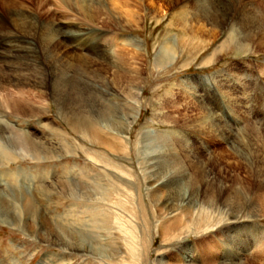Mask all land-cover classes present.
I'll use <instances>...</instances> for the list:
<instances>
[{
  "label": "bare ground",
  "instance_id": "bare-ground-1",
  "mask_svg": "<svg viewBox=\"0 0 264 264\" xmlns=\"http://www.w3.org/2000/svg\"><path fill=\"white\" fill-rule=\"evenodd\" d=\"M145 1L41 0L38 11H33L17 8V6L25 4L26 0H0V60L6 57L13 59L22 57L24 60H28V57L34 54L32 61L37 62L38 59L39 62L46 65V68L39 69L37 72L16 73L14 82L7 80L5 73L0 71V94L7 92L9 86H12L20 94L17 100H13V98H9V95L12 97L11 94L6 93L7 97H3L4 101L0 100V104H3L7 109L5 113H0V144L16 154H19L23 143L27 147L35 149L32 141L20 133L15 123L10 121L6 114L9 112L16 116L27 117L46 114L47 109L42 106L41 102L35 101L34 98H25L23 91L26 86L38 87L40 88H36L38 99H41L44 96L42 89L49 85L61 120L73 132L78 133L87 143L100 146L102 152L106 154L118 155L122 150L127 152L130 148V131L138 116L139 109L137 108H139V98L142 94L141 70L137 61L149 52L142 50L140 42L136 39L120 35L118 32L136 27L146 18ZM175 1L170 0V3ZM230 5L232 4L230 3ZM241 17L240 21L226 18L211 6L200 7L193 13L183 8L179 11L176 23L185 31V35H187L185 40L198 44L199 46L196 45V48L202 49L213 44L218 36H222L224 25L229 23L227 21L234 20L226 28L224 39L213 46L212 52L206 59L208 62L224 49H227L228 52L235 50L250 53L260 51L264 58V9L258 12L248 10ZM207 25L210 27L206 28ZM172 46L171 41L163 45L154 59L155 66L161 67L177 56L172 51ZM69 48L75 53H71ZM94 63L118 66L120 73L114 77L116 84L114 87L119 93L128 96L132 104L137 106L132 115L128 114L124 104H119L110 98L113 90L110 91L108 82H104V85L103 83H92V87H88V83L82 81L80 68ZM29 78L32 80H28ZM220 78L222 77L220 76ZM209 79V77H202L199 80L202 85H209ZM183 84L185 85L184 82ZM206 85L203 86L206 87ZM193 90L191 89L193 91L191 96L194 98L191 100L194 99L201 104L203 108L201 113L197 117L194 115L195 118L193 119V116L189 124L188 122L178 124L177 120L172 119L165 121L173 122L176 127L196 125L201 128L203 123L209 124L210 127L214 125L210 134L213 135L216 132V137H221L225 142H229V151L226 153L221 150L219 155L206 157L204 151L199 149L204 145V141H201L202 144L197 147L189 143L188 137L182 136V138H175L177 140H173L174 142L165 136L164 140L159 141L157 145L155 140L161 136L159 137L151 130H146L143 133L145 141L148 143L150 140L148 144H154L155 148L151 147L143 157V165L146 167L143 169L145 196L156 212L157 226H159L161 218L164 220L163 217H166L168 221L172 218H175L174 221L180 219L185 224L186 231L193 228L195 232L212 229L215 225L228 224L229 222L225 232L221 230L223 228L217 229V233L222 234L217 239L230 253L228 260L232 263H225L224 260L209 262L211 264H253L252 261L245 260L243 255L249 256V254L257 252L259 247H262L260 250L264 255V226L249 220L252 217L264 216V142L257 144L250 137L233 139L232 129H229L225 136L222 135L219 129L227 124H224L225 122L219 117L221 115L216 113L212 107L204 105L202 95L198 94L195 89ZM224 99L228 102V98ZM230 102L232 105L236 104L235 98L233 97ZM229 115L231 114H227V116ZM54 124L55 122H48L46 126L49 130L58 131L63 135L62 129ZM260 127L256 130L253 129V134L256 137H262L260 141H264V124ZM235 130L237 131L236 128ZM199 131L203 132L202 134H207L204 130ZM202 136L204 135H200V137ZM204 138L206 137L204 136ZM87 156L90 157L89 154ZM94 158L96 157H91V159ZM102 159L108 160L103 155ZM102 159L98 160L104 162L105 165L102 169L107 174L108 180L113 188L120 190L115 193V196H120V192L131 193V190L134 191L123 187L132 184L129 179L125 181L118 179L127 173L118 165H112ZM211 159H215L212 161H215L214 163L217 165H220L221 161H227L230 165L227 168H232V174L221 175L222 172L219 170L218 174L213 175L207 165ZM240 168H244L243 174H240ZM56 181L53 184H56ZM80 181V179L79 182L71 179L62 181L59 187L63 194H60L74 199L67 209L69 214L81 212L80 209L74 210L71 206L76 205L75 200L82 201L80 208L88 209L93 214L95 230L87 231L84 229L85 224L71 219L64 225L49 222L37 207V203L34 201L36 197L32 192L24 190L22 187L19 190L11 185L0 188V221L9 225L22 223L25 230V227L27 229V225H29L28 218L31 217V220L36 218L38 228L45 234L44 239L67 251L81 252L83 255L85 253L92 254V256L109 260L118 255L120 257V254L124 252L134 256L135 247L132 240L130 243L124 244L125 248L122 247L121 250L119 237L115 239L112 236L111 240H106L109 241L106 244L102 243L103 238L101 239V237L107 238L108 234L116 235L120 234L119 232L126 236L134 234L133 230L138 226L129 222L132 218L129 220L128 216H135V199L130 198L131 207H129L131 209L125 208L126 218L117 208L120 204L123 205L120 198L113 201L112 196L108 195L109 191L106 186L85 180V182ZM137 190L139 192L140 188L138 187ZM13 203L16 206H13ZM7 204L9 208H7ZM15 207L19 209L20 214L16 212ZM12 209L18 214V217L12 218ZM139 211L143 216L141 217L143 229L149 228L147 212L144 208ZM72 214L71 216H73ZM33 224L37 225L35 222ZM96 228L104 231L98 232L99 230L96 231ZM163 229L173 231L172 225ZM29 230L35 231L34 225L32 228L29 226ZM124 237L121 239L125 240ZM124 243L126 242L124 241ZM184 250L180 262L177 263L193 264L192 257L195 254H192L191 246ZM0 262L3 263L1 258Z\"/></svg>",
  "mask_w": 264,
  "mask_h": 264
},
{
  "label": "rangeland",
  "instance_id": "rangeland-1",
  "mask_svg": "<svg viewBox=\"0 0 264 264\" xmlns=\"http://www.w3.org/2000/svg\"><path fill=\"white\" fill-rule=\"evenodd\" d=\"M40 1L26 0L25 4L19 5L17 8L19 10L30 9L38 11ZM229 1L176 0L174 3H170V0H146L144 5L147 14L146 18L138 26L118 32L120 35L136 39L140 42L142 50L149 52L137 61L140 66L142 79L139 108L132 104L128 96L119 93L117 88L114 87L116 85L114 77L120 73L117 65L110 66L94 63L80 68L81 79H83V82L88 83V87H92V83H103L104 85V82H108L110 91L113 90L110 98L119 102V104H124L129 115H132L133 110L136 108L139 109L137 119L130 131L131 141L127 152L122 150L118 155L106 154L102 152L100 146L87 143L78 133L73 132L61 120L58 106L51 96V87L49 85L47 86L48 89H42L44 96L41 99H38L37 90L40 88L30 86L24 88L23 96L40 101L42 106L47 109V113L35 117H27L16 116L7 112L8 119L15 123L20 133H23L32 141L31 143L35 149L29 148L23 143L19 150L20 152H18L19 154H16L0 144V188L11 185L19 190L22 188L29 190L36 197L34 201L37 203V207H39L49 222L52 221L64 225L71 219L83 223V225L85 224L84 229L87 231L95 230V227H93L95 222L92 220L94 218L93 214L88 209L80 208L82 201L79 199L75 200L76 202L74 203L76 205L71 207L74 210L80 209L81 212L71 213L73 216L67 212L74 199L73 197L60 194H63L62 189L59 187L62 181L71 179L79 182L80 179V182L85 180L86 182L106 186L109 191L108 195L112 196L113 201L120 198L123 205L120 204L117 208L125 217V208L131 209L130 198L133 197L135 199V216H128V218L129 220L132 218V221L130 220L129 222L133 225L136 224V227L138 226V228L133 230L135 237H133L134 234L126 236L119 232L120 234H108L107 238L104 236L101 239L103 238L102 243L106 244L109 242L106 240H111L112 236L115 239L119 237L121 250L122 247L125 248V245L132 240L135 247V255L131 256L130 253L124 252L120 254V257L118 255L116 258L109 260L92 256V254L85 253L83 255L81 252L67 251L63 247L61 248V246L52 244L44 239L45 234L38 228L36 218L31 220V217H29V225H27V229L25 227V230L22 223L9 225L0 221V258L3 260V263L0 262V264H178L177 262H180L182 253L185 252L184 249L189 246L194 252L192 254H195L192 257L193 264H211L219 260H224L225 263H232L228 260L230 253L226 250L224 244L217 239V237L222 235L217 233V229L223 228L221 230L225 232L229 222L228 224L220 223L215 225L212 229L208 228L195 232L193 228L186 231V226L180 219L174 221L175 218H172L168 221L166 217H163L164 220L161 218L159 220L160 224L157 226L156 212H154L149 199L145 196V177L143 175V169L146 168L143 165V157L149 152L151 147L155 148L154 144H148L150 140L146 143L143 136L146 130H151L157 133L159 137L161 136L158 140H155L156 144L159 141H163L165 136L167 139L170 138L169 140H172V142L176 141L177 139L175 138L178 137H188L190 139L189 143L195 146L201 145V141H204V145L199 149L204 151L206 157H213L215 154L222 152L221 150L228 153L229 142H225L221 137H216V132L213 135L210 134L214 125L210 127L209 124L203 123L201 128L196 125L176 127L173 122L165 121L166 119L168 121L172 119L177 120L178 124L185 122L189 124L194 115L197 117L201 113L203 110L201 104L194 99L191 100V98H194L191 96L193 89L202 95L201 98L204 105L212 107L216 113L221 115L218 116L225 122L224 124H227L219 129L222 135L225 136V133L232 129L234 132L233 139L250 137L257 144L264 142L260 141L262 137H256L253 134V129L261 128L260 126L264 124V58L262 53L260 51L250 53L243 50L228 52L227 49H224L212 60L206 61L212 52L213 46L224 39L226 28L230 26L231 22H234V20L240 21L242 14L248 10L258 12L264 9V0ZM210 6L212 8L215 7L219 14L234 20H231V22L230 20L227 21L229 23L226 22L227 24L224 25L222 30V36H218L213 44L206 48L198 49V47L196 48V45L199 46L198 44L185 40L187 35L177 25L176 21L179 11L183 8L193 13L200 7ZM208 27L210 26L207 25L206 28ZM168 41L173 43L172 51L177 56L165 65L157 67L154 65V59ZM68 50L73 54L75 53L71 48ZM30 57H28V60H24L22 57L17 59L6 57L0 60V71L5 73L7 80L14 82L16 73L28 74L30 71L37 72L39 69L46 68L45 63L39 62L38 59L37 62L32 61L34 54H31ZM202 77L210 78L209 85L203 84L206 87L200 83L199 79ZM28 80H32V78ZM6 93L11 94L12 97L9 95V98H13V100H17L20 97V94L12 86H9L7 92L0 94L1 101H4V96L7 97ZM231 97L235 98L236 104L232 105V102H230ZM224 98H228V102ZM5 111H7L5 106L0 104V113L3 114ZM227 112L231 115L227 116L229 114ZM48 122H55L54 126L58 125L62 129L63 135L58 133V131L49 130L46 126ZM199 130H204L207 134H202L203 132ZM242 131L244 134H241ZM7 134H9L8 131ZM200 135H204L206 138L204 136L200 137ZM28 150L30 151L29 153L27 152ZM102 155L108 160L102 159ZM93 156L97 158L96 162V158L91 159ZM98 159L108 161L112 165H118L127 173V175H122L118 179H122V181L129 179L132 182L130 186H123L124 189H133L134 191L131 190L132 194L120 192V196H115V193L120 190L119 188H113L107 174L102 169L105 165L104 162ZM212 160L215 159H211V162H207V165L213 175L215 173L218 174L219 170L222 172L221 175L232 174V168H227L230 166L227 161H221L220 165H217ZM240 170V174H243L244 168H240ZM189 171L191 173V170ZM55 180L59 182L56 181V184H53ZM117 183L120 184L118 181ZM138 187L140 188L139 192L137 190ZM13 206H16V204L13 203ZM7 208H9L8 204ZM143 208L147 212L149 219V228L147 229H143L141 225L143 223L141 217L143 216L139 210ZM14 209L20 214L17 207ZM17 213L12 209V218L18 217ZM249 220L264 226V216L252 217ZM34 222L37 225L33 224ZM32 224L35 228V231L32 230L34 233L29 230V226L32 228ZM168 225H172L173 231L163 229ZM112 228L110 229L111 231L113 230ZM97 229L96 231L99 230L98 232L104 231L103 229ZM123 237L125 240H122ZM261 248L259 247L258 249L260 250ZM259 250L249 254V256L245 254L243 258L249 260V262L252 261L251 263L253 264H264V255L261 254V250L259 253Z\"/></svg>",
  "mask_w": 264,
  "mask_h": 264
}]
</instances>
